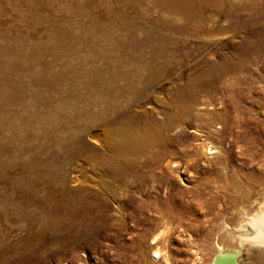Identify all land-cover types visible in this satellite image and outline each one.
I'll return each mask as SVG.
<instances>
[{"label": "rangeland", "instance_id": "obj_1", "mask_svg": "<svg viewBox=\"0 0 264 264\" xmlns=\"http://www.w3.org/2000/svg\"><path fill=\"white\" fill-rule=\"evenodd\" d=\"M83 1L0 0L3 64L12 58L16 43L43 46L57 71V64L73 66L83 57L90 58L88 49H62V36L49 30L53 23L64 26L62 8L79 7ZM246 1L233 2L238 11L216 14L220 35L213 45L203 46L191 31L175 35L180 43L164 86L178 77L188 81L203 71V61L217 43L216 58H227L228 67L208 79L192 115H185L169 132L170 152L164 159L138 167L134 176L109 190L101 187L105 171L94 162L74 159L66 165L68 177L85 179L84 187L98 192L101 202L87 226L70 234L53 229L44 233L40 240L49 251L34 264H213L218 259L217 242L231 224L230 216L251 207L255 200H264V0L257 15L242 8ZM149 4V0H136L133 5L147 15ZM77 11L69 17L72 28L78 23L88 26ZM94 34L101 44L107 43L105 36ZM14 51L20 55L25 49ZM20 85L22 103L28 104L30 83L26 80ZM154 90L161 92L159 87ZM22 103L15 99L9 108L19 112ZM145 106L161 109L154 102ZM5 117L0 103V254L10 247L23 254L18 243L36 234L47 213L30 203H18L23 195L18 192L20 165L28 158L20 148L30 142L23 138L19 119L13 115L4 125Z\"/></svg>", "mask_w": 264, "mask_h": 264}, {"label": "bare ground", "instance_id": "obj_2", "mask_svg": "<svg viewBox=\"0 0 264 264\" xmlns=\"http://www.w3.org/2000/svg\"><path fill=\"white\" fill-rule=\"evenodd\" d=\"M124 1L84 0L79 7L61 9L64 26L49 25L53 34L62 36L60 47L91 52L90 58L83 57L73 66L57 64V71L43 46L17 43L11 49L12 58L3 64L0 48L4 125L15 115L23 138L30 142L20 148L21 155L28 158L20 165L18 192L23 195L18 203H30L47 213L36 234L18 243L17 249L25 254L10 247L0 254V264H34L49 251L40 240L44 233L53 229L70 234L88 225L101 202L100 194L84 187L85 179L68 177L66 165L74 159L94 162L105 171L99 180L101 187L109 190L136 174L138 167L164 159L170 152L169 132L185 115H192L197 95L208 79L228 67L227 58H216L217 43L207 52L205 68L199 74L188 81L178 77L168 86L163 83L169 78L180 43L175 37L191 31L203 46L211 45L220 35L216 14L238 11L233 2L241 0H149L151 12L147 15L134 7L136 0ZM116 5H121L118 10ZM242 8L257 15L260 0H247ZM76 9L88 26L78 23L72 28L69 17ZM109 17L114 21L105 24L103 20ZM94 33L105 36L107 43L101 44ZM18 47L25 49L20 55L14 51ZM239 54L245 58L244 53ZM26 80L31 86L28 104L22 103L20 85ZM14 85L20 87L14 89ZM156 87L161 89L159 94ZM18 98L22 105L15 112L9 107ZM152 102L161 109L145 106ZM255 201L254 210L244 207L230 216L231 224L217 242L218 259L213 264H264V200Z\"/></svg>", "mask_w": 264, "mask_h": 264}]
</instances>
